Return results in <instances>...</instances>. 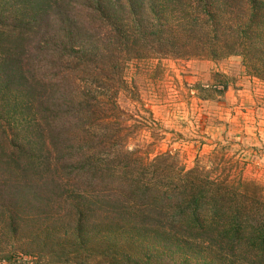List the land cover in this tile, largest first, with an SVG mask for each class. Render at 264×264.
Segmentation results:
<instances>
[{"label":"rangeland","instance_id":"obj_1","mask_svg":"<svg viewBox=\"0 0 264 264\" xmlns=\"http://www.w3.org/2000/svg\"><path fill=\"white\" fill-rule=\"evenodd\" d=\"M184 4H166L163 18L172 24L184 21L187 14ZM244 5L241 0H231L226 7L232 11V22L239 23L244 17ZM123 8L128 10L126 6ZM75 13L82 22L84 36L78 38L74 32L67 35L54 15L42 22L41 34L35 36V50L27 63L49 81L46 91L42 90V98L46 100L45 104L41 103L43 107L70 105V100L79 104V93L81 98L84 96L83 104L89 106L88 112L83 113L85 118L63 128L66 134L80 137L74 145L87 149L94 143V138L98 142L107 141L111 146L109 152H124L125 157L135 160L134 165L139 170L145 163L164 155L160 160L162 167L158 170L160 162L154 167V172L157 171L154 176L159 183L168 181L174 172H184L185 176L195 170L194 174L188 175V180L196 175L194 178L198 180L214 181L216 197L224 202L228 197L225 192L229 189L233 192L230 200L235 211L244 213V208L247 212L256 206L253 203L256 201L260 206L259 199L264 202L262 71L253 68L251 61L240 53L216 55L205 43L199 44L206 48L204 50L191 49L183 36H178L176 39L180 42L173 41L172 45L152 46L156 49L150 46L152 42L145 44L143 40H131L125 46L115 31L108 33L107 26L95 24L93 27L88 11ZM148 14L158 18L160 12ZM191 14L194 13L188 12L187 19L192 18ZM128 17V12H120L118 16L120 22H126ZM258 40H264V36ZM75 51H81V54L86 51L85 60L94 54L96 62L93 66L89 64L87 69L78 67L76 59L80 57ZM254 59L264 64V58L254 56ZM77 67L84 71L80 74ZM62 108L67 109L66 106ZM14 123L20 122L14 120ZM40 123L52 152V166L58 159L63 174L58 176L57 170L53 169L54 174L48 175L37 187L41 193L40 201L31 205L10 197L9 184L7 187V183L0 182V251L17 249L19 255L12 264L28 261L31 264H75V251L80 246L79 251H83L79 254L80 259L85 260L93 247L94 259L101 262L102 257L96 256L97 250L109 248L111 241L103 235L101 242L90 239H94L100 230L119 227L122 223L120 212L113 209L117 203L102 202L94 196L82 198L81 203L86 206L90 203L92 218L89 224L88 218H83V239H77V211L80 210L73 208L72 203H78L75 196L82 187L75 179L71 164L74 162L70 159L62 162L56 154L59 143L55 136L56 121L54 130L42 119ZM29 134L30 131H26V135ZM106 165L110 166L112 162ZM95 201L97 205H94ZM14 210L18 216L25 217L24 222H19L16 236L3 226L8 213ZM257 211L264 215V209ZM147 226L148 231L138 232L135 243L138 250L144 247L151 251L157 244L158 227ZM21 234L24 237L19 239ZM129 238L131 240L132 236ZM52 248H57L59 255L55 252L53 256ZM185 253L191 259L195 258L193 264H222L219 255L206 248H188ZM205 256L207 259L203 260Z\"/></svg>","mask_w":264,"mask_h":264},{"label":"trees","instance_id":"obj_2","mask_svg":"<svg viewBox=\"0 0 264 264\" xmlns=\"http://www.w3.org/2000/svg\"><path fill=\"white\" fill-rule=\"evenodd\" d=\"M241 1L245 4L246 15L238 23L232 22V11L226 8L231 0H0V182L7 183V187L9 184L10 197L22 203L31 205L40 201L39 183L48 175L52 176L53 169L57 170L58 176L63 174L58 159L56 167L52 166V152L44 126L40 123L42 119L54 130L56 121L55 136L59 142L56 154L62 162L66 159L74 162L71 164L75 179L82 187L75 196L78 203H72L73 208L80 210L77 211V239H83V218H88V224L92 218V207L89 202L87 206L81 203L82 198L94 196L102 202H116L113 209L120 212L118 215L122 223L118 228L112 225L106 231H98L94 239H90L101 242L103 235L104 239L111 241L109 248L100 247L97 250L96 256H101L102 261L94 259L93 247L90 255L87 258L84 256L86 260L80 259L79 254L83 252L79 251L82 249L80 246L75 251V264H193L195 258L191 259L185 253L188 248L209 249L219 255L222 264H264V215L257 211L264 209L261 199L260 206L256 201L253 203L257 207L253 206L247 212L242 208L244 213L238 212L233 209L234 204L230 200L233 192L229 189L226 188L228 197L224 202L216 197L214 181L198 180L194 178L196 175L188 180V175L194 174L195 170L185 176L184 172H174L168 181L159 183L154 176L157 172H154V167L164 155L145 163L139 170L134 165L135 160L125 157L124 152H109L111 146L107 141L98 142L94 138V143L87 149L82 145L75 146L74 142L80 137L66 134L63 128L85 118L83 113L88 112L89 106L83 104L84 96L81 98L79 93L80 105L70 100V105L43 107L46 100L42 98V90L46 91L49 81L27 64L34 53L35 36L41 34L43 21L56 15L67 35L74 32L81 38L84 36L81 33L82 22L75 12L86 10L93 27L95 24L107 26L108 33L115 31L125 46L131 40H143L145 44L152 42L151 47H164L174 44L173 41L180 42L176 38L183 36L191 49L209 48L216 55L240 53L251 61L253 68L264 74V64L254 59V56L264 58V40H258L264 36V0ZM177 2L185 3L187 14L184 21L172 24L163 18V12L166 4ZM123 6L128 10H124ZM120 12H128L126 22H120ZM159 12L158 18L148 14ZM188 12L194 13L190 15L191 19H187ZM202 43L208 46L202 48ZM81 51H75L80 57L76 59V65L86 69L89 64L93 66L96 62L94 54L90 52L93 54L91 59L85 60L83 55L86 51L84 54ZM78 67L79 73H82L84 68L81 71ZM65 106L67 109L62 108ZM14 120L20 123H14ZM26 131L30 134L26 135ZM110 162L112 165L107 166L106 163ZM162 164L160 162L158 170ZM128 188L131 189L127 192ZM97 204L95 201L94 205ZM20 221L24 222L25 217L18 216L14 210L8 213L3 226L16 236ZM147 225L158 227V245L151 251L144 247L138 250L135 247L138 232L149 229ZM20 237L24 236L21 234ZM56 249L52 248L53 256L55 252L56 256L59 255ZM18 255L16 248L0 251V264H12Z\"/></svg>","mask_w":264,"mask_h":264}]
</instances>
